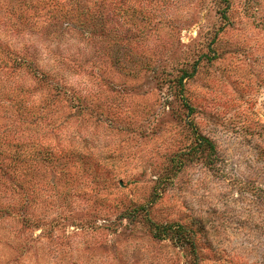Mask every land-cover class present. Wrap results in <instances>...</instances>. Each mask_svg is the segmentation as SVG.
Masks as SVG:
<instances>
[{"label": "rangeland", "instance_id": "1", "mask_svg": "<svg viewBox=\"0 0 264 264\" xmlns=\"http://www.w3.org/2000/svg\"><path fill=\"white\" fill-rule=\"evenodd\" d=\"M0 264H264V0H0Z\"/></svg>", "mask_w": 264, "mask_h": 264}, {"label": "trees", "instance_id": "2", "mask_svg": "<svg viewBox=\"0 0 264 264\" xmlns=\"http://www.w3.org/2000/svg\"><path fill=\"white\" fill-rule=\"evenodd\" d=\"M186 74H187V72H186ZM183 75H185V74H183ZM183 75H181V76L178 78V80H177V84H178L179 86H180V82H181V80H182V78H183ZM202 142H203V144H204L205 146H207L208 148H212V145L210 144L211 141H210L209 139L203 137ZM158 226H159V225H158ZM155 228H157V225L154 226V230H158V229H155ZM155 232H157V231H154V234L156 235L157 233H155Z\"/></svg>", "mask_w": 264, "mask_h": 264}]
</instances>
